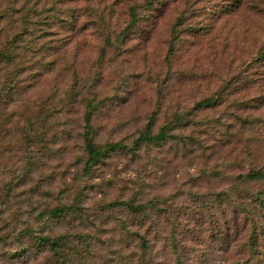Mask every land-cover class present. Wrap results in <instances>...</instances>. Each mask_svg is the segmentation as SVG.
Returning a JSON list of instances; mask_svg holds the SVG:
<instances>
[{
    "label": "rangeland",
    "instance_id": "1",
    "mask_svg": "<svg viewBox=\"0 0 264 264\" xmlns=\"http://www.w3.org/2000/svg\"><path fill=\"white\" fill-rule=\"evenodd\" d=\"M263 52L264 0H0V264H54L27 231L83 239L84 264L245 263L250 226L220 195L264 202L238 180L264 170ZM88 104L95 145L122 144L89 166ZM151 117L182 120L130 150Z\"/></svg>",
    "mask_w": 264,
    "mask_h": 264
},
{
    "label": "trees",
    "instance_id": "2",
    "mask_svg": "<svg viewBox=\"0 0 264 264\" xmlns=\"http://www.w3.org/2000/svg\"><path fill=\"white\" fill-rule=\"evenodd\" d=\"M136 19L134 15H132L131 20L127 24L128 29H132ZM71 25V24H70ZM180 25V23L176 24V26ZM126 32H123L120 35H125ZM179 39L178 33L176 30L172 31L171 40L168 48V54H171L174 49V42H176ZM260 59L264 60V52L260 55ZM214 103L213 98H207L206 100L202 101L203 106H209ZM93 106L90 104L86 107V112L84 114V132H83V140L85 144V150L87 152V166L97 163L102 157H106L107 151H115L117 148L122 147V144H107L105 146V149H102L95 145L93 136L94 131L91 125V118H92V111ZM182 118L177 117L173 125H165L159 129V131L156 134L152 133V127H153V117L149 119L147 122L145 128L140 132L137 139L133 141V145L130 150L135 151L142 145H151V144H157L164 140H166L168 133L172 131L173 126L181 123ZM239 183H251V182H260L264 181V170L263 169H251L244 175L238 176ZM226 197L228 201H231L233 203L232 213L234 214L233 219L235 223V231L236 228L240 226V223L243 225L244 228L247 226H250V232L248 239L246 241V246L248 247V250L250 251L249 259L246 260L243 264H264V252L260 249L262 244L256 243V233H255V227L253 226H261L259 225V214H262V211L264 210V202L261 198H256L252 201V204H245L244 200H238L237 197L240 198L239 195L236 196V199H232L231 196H228V193H222L220 197ZM257 200V202H256ZM254 204V207L252 206ZM114 206H121L122 208L126 209L128 212L136 215H145V207L142 204L134 205L129 202H118L115 203ZM253 210L252 211V208ZM74 210L72 207H61V208H55L50 210L47 215L51 216L52 218H61L64 217L65 214L69 211ZM239 212L241 214L240 219L237 218L236 212ZM236 215V216H235ZM243 215V216H242ZM258 215V216H257ZM124 227V226H123ZM124 230L126 228L124 227ZM126 235H129V232H125ZM24 235H26L29 239V244L32 248H35V250L40 252L47 251L49 253V257L53 261L54 264H84V260H86V255L90 254L89 252V243L83 242V239L79 240L78 244H71L72 246H69V241L67 240V237L64 235H57L50 237L48 235H34L30 231H27ZM137 239L139 240V246L143 253H146L148 250V244L147 240L144 236H141L139 234H135ZM255 249V250H254ZM258 251V252H257ZM257 252V253H256Z\"/></svg>",
    "mask_w": 264,
    "mask_h": 264
}]
</instances>
